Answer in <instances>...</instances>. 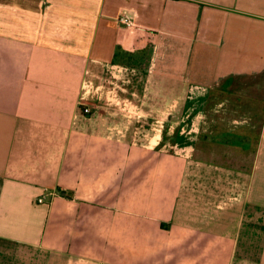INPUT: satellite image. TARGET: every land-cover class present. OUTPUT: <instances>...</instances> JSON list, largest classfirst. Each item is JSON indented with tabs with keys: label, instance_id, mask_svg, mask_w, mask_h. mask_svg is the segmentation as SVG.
Returning a JSON list of instances; mask_svg holds the SVG:
<instances>
[{
	"label": "crops",
	"instance_id": "crops-1",
	"mask_svg": "<svg viewBox=\"0 0 264 264\" xmlns=\"http://www.w3.org/2000/svg\"><path fill=\"white\" fill-rule=\"evenodd\" d=\"M245 72L264 0H0V264H264L258 145L199 138Z\"/></svg>",
	"mask_w": 264,
	"mask_h": 264
},
{
	"label": "rangeland",
	"instance_id": "rangeland-1",
	"mask_svg": "<svg viewBox=\"0 0 264 264\" xmlns=\"http://www.w3.org/2000/svg\"><path fill=\"white\" fill-rule=\"evenodd\" d=\"M258 74L250 72L232 74L231 80L229 78L230 88L211 89L201 129L203 134L199 138L209 139L214 144L210 150L216 155L217 143L227 145L237 143L244 147L252 143L254 146L258 145L259 165L260 160H264V73ZM240 129H246L248 132L246 135L249 136L251 133L252 138L236 136ZM206 154L204 149L200 150L197 156L205 157ZM255 157V153L247 151L246 156H241V160H255ZM235 158L237 159L236 156ZM259 170L264 171V168ZM261 190L262 187L259 185V191Z\"/></svg>",
	"mask_w": 264,
	"mask_h": 264
},
{
	"label": "built area",
	"instance_id": "built-area-1",
	"mask_svg": "<svg viewBox=\"0 0 264 264\" xmlns=\"http://www.w3.org/2000/svg\"><path fill=\"white\" fill-rule=\"evenodd\" d=\"M118 23L125 28H131L134 26L132 19L127 15H120L118 18ZM81 112L86 115L90 113V109L88 107H83Z\"/></svg>",
	"mask_w": 264,
	"mask_h": 264
}]
</instances>
